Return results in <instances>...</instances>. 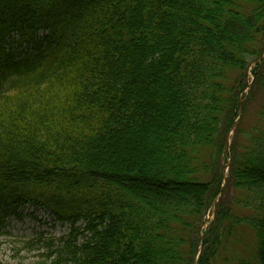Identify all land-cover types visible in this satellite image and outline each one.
Instances as JSON below:
<instances>
[{"label":"trees","instance_id":"trees-1","mask_svg":"<svg viewBox=\"0 0 264 264\" xmlns=\"http://www.w3.org/2000/svg\"><path fill=\"white\" fill-rule=\"evenodd\" d=\"M261 88L264 0H0V214L69 225L51 264H218L232 221L264 264Z\"/></svg>","mask_w":264,"mask_h":264},{"label":"rangeland","instance_id":"rangeland-1","mask_svg":"<svg viewBox=\"0 0 264 264\" xmlns=\"http://www.w3.org/2000/svg\"><path fill=\"white\" fill-rule=\"evenodd\" d=\"M249 75L251 86L254 75L252 72ZM246 95V98L250 96L249 92ZM263 110L264 88H261L255 91L251 100L247 101L245 112L242 110L243 124L256 127ZM206 158L211 160L209 153L206 154ZM215 203L217 205L218 200ZM229 210L237 221L252 215L251 211L243 210L233 202ZM213 212L208 216L209 220L213 219ZM79 227L81 232L78 242L82 243L87 235L81 224ZM228 228H233L234 233L230 239H227L225 247L220 251L217 258L218 264H226V258L231 260L251 258L254 255L255 244V234L252 229L245 224L234 225L233 221L228 223ZM69 235V225L56 222L49 213L38 207H26L21 210L19 216L4 217L0 214V264H51L53 259L58 257L53 252L61 249Z\"/></svg>","mask_w":264,"mask_h":264},{"label":"water","instance_id":"water-1","mask_svg":"<svg viewBox=\"0 0 264 264\" xmlns=\"http://www.w3.org/2000/svg\"><path fill=\"white\" fill-rule=\"evenodd\" d=\"M242 115V112H240V116ZM203 238V237H202ZM202 243H203V241H202ZM202 246V245H201Z\"/></svg>","mask_w":264,"mask_h":264}]
</instances>
